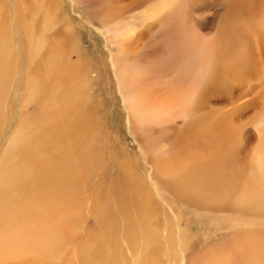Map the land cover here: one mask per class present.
<instances>
[{
    "label": "rangeland",
    "instance_id": "rangeland-1",
    "mask_svg": "<svg viewBox=\"0 0 264 264\" xmlns=\"http://www.w3.org/2000/svg\"><path fill=\"white\" fill-rule=\"evenodd\" d=\"M181 3L166 19L141 27L144 34L139 40L122 43L121 53L115 55L111 49L116 37L105 31L106 25L140 13L145 0H23L24 33L30 28L36 33L32 45H38L45 55L55 52L54 66L61 52L69 60L85 64L76 72L75 87L65 92L52 88L56 80L53 71L21 69V133L29 137L36 125L49 124L53 114L64 117L65 112L79 113L90 123L91 135L85 141L91 147L80 156L76 179L70 180L69 193L64 195L67 212L63 218L52 217L66 237L57 236L51 243L38 238L31 246L5 252L0 264H82L80 248L95 243L102 246V256L107 257L105 261L101 258V264H140L144 254L142 233L147 227L158 232L156 250L147 253V261L156 254L157 264H212L216 256L223 257L229 250L235 253L227 242L243 244L231 239L236 231H253L257 234L255 243L261 240V245L253 252L260 257L252 264H264V203L256 211L257 202L264 199V178H256L252 186H242L253 173L248 164L235 160L230 143L217 149L225 166L217 183L219 191L190 188L187 180L183 184L191 193L176 195L174 191L182 185L174 182V175L169 176L163 167L172 157L182 158L193 145L204 152L216 150L211 142L198 138L200 128L209 125L207 130H211L215 119L231 118V126L237 125L233 140L230 138L236 148L250 150L254 145L255 127L264 124V90L257 94L264 84V64L260 63L264 55L256 47H247L256 44L254 32L264 31V23L259 19L251 23L238 14L237 0ZM248 34L252 39H246ZM234 42L243 47L241 55L233 48ZM30 47L25 44V51ZM252 53L258 55L256 67L242 65ZM192 54L200 69L198 74L205 70L200 63L208 62L211 85L222 86L219 91L207 92L202 105L197 101L203 98L200 95L204 90H190L195 85L185 90L183 86L188 76L184 69ZM142 56L146 59L138 70L143 73H137L133 62ZM40 80L44 81L42 86ZM232 83L238 84L235 89ZM160 93L172 95L175 101L176 94L181 93L196 95L197 100L166 105ZM231 94L241 95L237 105L242 99H253L239 113ZM185 110L193 111L189 122H183ZM4 144L0 143V157ZM158 148L164 158L156 160L155 165L151 157ZM229 155H233L231 160L227 159ZM253 169L256 171L254 165ZM63 172L66 170L60 169L56 175ZM140 186L144 192L138 191ZM146 191L148 196L144 197ZM230 201L245 213L222 210ZM58 210L55 215L61 213V207Z\"/></svg>",
    "mask_w": 264,
    "mask_h": 264
},
{
    "label": "bare ground",
    "instance_id": "bare-ground-1",
    "mask_svg": "<svg viewBox=\"0 0 264 264\" xmlns=\"http://www.w3.org/2000/svg\"><path fill=\"white\" fill-rule=\"evenodd\" d=\"M183 1L145 0L146 6L140 13L117 19L109 27L106 25L105 31L110 32L112 38L116 37L111 51L115 55H119L122 50V43L138 41L140 34H144L141 31V27H146L147 23H156L166 19L169 12L180 8ZM235 11L247 17L251 23L256 19L262 20L264 23V0H237ZM31 18L27 19L31 20ZM23 25V0H0V143H5L0 157V256H3L5 252H12L18 247L31 246L38 241V238L44 243H51L57 236H61L62 239L66 237L65 232L60 231L57 225L52 222V217L63 218L67 212V209L63 208L68 201L64 195L69 193L70 180L76 177L74 172L78 167L79 163L77 162L80 161V156L85 154L91 147V144L85 141L91 135L92 129L88 127L90 123L79 113L65 112L64 117L62 114L59 117L54 116V114L53 116L48 115L51 119L49 124L43 125L40 123L36 125L34 133L29 137L22 135L18 96L21 69H34L36 70L35 73L37 70L43 73L53 71L56 74V80H53L52 88L65 92L66 89L75 87L77 84L76 72L85 64L82 60L77 62L69 60L65 53L61 52L59 63L54 66L53 60L57 58L55 52L47 55L40 53L39 46L32 45L36 39V33L32 28L27 33H24ZM254 34L256 44H250L247 48L253 50L256 47L264 55V31L259 29ZM246 39H252V35L248 34ZM25 44L31 46L28 51H25ZM233 48L236 49L238 55L243 53V47L238 42L233 43ZM193 55L190 58L189 66L184 69V74L186 73L188 76L183 86H185V90L190 89L193 85L195 87L190 90L203 89L204 91L200 95L203 98L197 101V103H201L199 105H202L207 92L211 90L219 91L222 86L211 85V67L208 62L200 63L205 70L201 76L198 74L200 69H197L195 65L196 59ZM257 57L258 55L252 53L241 64L244 66L251 64L256 67ZM145 59L146 57L142 56L139 60L133 62L136 70L139 69L141 64H144L143 61ZM260 63L263 65L264 60L262 59ZM137 73L143 72L138 70ZM40 78L43 77L40 76ZM43 82V80H40L39 85L42 86ZM231 85L235 89L238 84L232 83ZM263 90L264 84L257 94L261 95ZM61 97L64 100V95ZM263 97L264 95H262ZM160 98L165 99L166 105L178 102L193 103L197 100L196 95L188 96L184 93L176 94V101L172 95L166 96L163 93H160ZM240 98L241 95L238 94L230 95V99L235 101L234 108L239 110V113L253 99H242L237 105V101ZM188 100L190 101L188 102ZM88 102L89 105L90 101ZM152 103L153 99L151 100V105ZM47 111L45 112L49 114V110ZM141 111L143 109H139V112ZM145 111L147 110L145 109ZM185 113L181 115L184 120L182 121L189 122L190 119L188 118L193 111L185 110ZM44 116H46V113ZM229 120L215 119L211 122V130H207L209 125L205 128H200L198 138L211 142V146L216 150L208 149L207 152H204L197 145H193L182 158L172 157L168 160L169 165L165 166V163L163 164L164 169L168 171V175H174V182L182 185L174 191L176 195L183 196L191 193V190H187L183 184L187 180H189L190 188L203 190L205 187H210L209 191H219L220 185H217V183L220 182L221 169L225 166H223L224 161L220 157V151L217 149L227 148L229 143L231 151L236 153L235 160L241 165L248 164L253 173L249 178L246 177L242 186H252L256 178H264V124L256 126V131L253 130L256 139L250 150L248 148L239 150L236 148V142H231L237 125L231 126ZM231 137L232 140L230 141ZM153 153L151 158L156 165V160L164 157L159 156L161 153L159 148L154 150ZM232 156L229 155L227 159L231 160ZM249 161L251 163H248ZM252 164L256 171H254ZM60 169L66 170V172L56 175V171ZM212 185H217V188L211 190ZM259 185L263 187V182ZM144 190L143 187H138L139 192H144ZM46 195L49 196L48 199H45ZM144 195V197L148 196V191ZM184 200L185 202L191 201L189 199ZM263 203L264 199L257 202L256 211H259L258 208ZM59 207H61V213L55 215L59 212ZM222 210L232 211L238 215L245 213L242 210H236L231 201L225 204ZM243 210L245 211V208ZM45 229L47 232L42 233ZM129 231L127 234H129ZM142 234H145L144 239L142 238L144 254L140 264H157V255H152L147 261V253L156 250L158 232L147 227ZM256 235L253 231H236L231 236V239L243 241V244L234 246L227 242L229 249L234 250L235 253L233 254L229 250L223 257L216 256L212 264H252L256 262L260 255H256L257 253L254 254L253 252L257 246L261 245V240H256L255 243ZM128 240H131V238ZM100 248L102 246L100 245L99 247L96 243L80 248L78 257L81 263L101 264L102 257L105 261L107 257L105 255L102 256Z\"/></svg>",
    "mask_w": 264,
    "mask_h": 264
}]
</instances>
